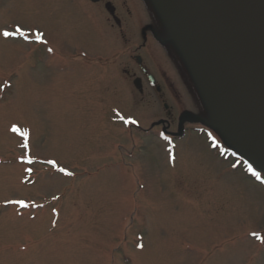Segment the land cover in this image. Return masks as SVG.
Listing matches in <instances>:
<instances>
[{
    "label": "rangeland",
    "instance_id": "rangeland-1",
    "mask_svg": "<svg viewBox=\"0 0 264 264\" xmlns=\"http://www.w3.org/2000/svg\"><path fill=\"white\" fill-rule=\"evenodd\" d=\"M114 1L127 44L100 3L0 0V264H264V181L213 132L145 134L163 101L175 120L207 106L177 49L143 32L162 26L152 1ZM116 48L161 98L132 61L97 63Z\"/></svg>",
    "mask_w": 264,
    "mask_h": 264
},
{
    "label": "water",
    "instance_id": "water-1",
    "mask_svg": "<svg viewBox=\"0 0 264 264\" xmlns=\"http://www.w3.org/2000/svg\"><path fill=\"white\" fill-rule=\"evenodd\" d=\"M152 1L212 109L214 126L264 172V0Z\"/></svg>",
    "mask_w": 264,
    "mask_h": 264
},
{
    "label": "flooded vegetation",
    "instance_id": "flooded-vegetation-1",
    "mask_svg": "<svg viewBox=\"0 0 264 264\" xmlns=\"http://www.w3.org/2000/svg\"><path fill=\"white\" fill-rule=\"evenodd\" d=\"M85 1L87 3L89 2L91 4H95V3L99 4L100 3L103 6V8L105 9V13L108 15L109 19L112 20L113 24L116 25L120 29L121 35H122V39L124 38V44H127L128 40H127L124 32L122 31L123 23L121 22L120 14H119V11H118V6L115 4V1L114 0H98L95 3H93L90 0H85ZM99 8H101V6ZM162 26L164 27L163 24H162ZM162 26H161L160 23L148 22V24L145 26V30L146 29H151L150 33H151V35L154 38L153 41L156 44L160 45L161 47H164L166 44L173 45L169 41V36L167 34L168 32L166 31V28L164 27V29H162L163 28ZM133 52L134 51H132V48H130V50L128 48V53H127L128 55H125L126 52L124 50H122V49H119V48H116L115 50L111 49V53L103 52L100 55H98V56H101L100 57L101 59L97 58L95 60H97L98 64H100L102 61H104L105 64L103 66H105V67H107L108 63H111L112 65L118 64L119 70L123 71L126 74H128L129 73L128 68H125V65L120 64L121 59L125 58L127 60L132 61L134 64H136L138 66V68L140 69V72H141L142 76L148 80L147 74L149 72L147 71V69H146L144 63L142 62V59L139 57V55L137 53L135 54ZM166 54L168 55V51L166 52ZM169 61H171V63H173V58H169ZM132 75H133L134 78L136 77V75H134V73ZM143 79H141V80H143ZM149 84L151 85V87L154 90H156V93H158V96H160V98H161L162 97V93L160 92V90L156 89V86H158V83L156 82V80H155L154 83L149 82ZM191 88H193V87L191 86ZM140 92L142 93L141 90H140ZM164 104H165V102L163 101L162 102V106L165 109L164 117L159 119V120H157V121H155V122H152V126L161 127L163 132H165L167 134L169 132L171 135H174V137H176L177 134H178V131H172V129H171V131L168 130V129L171 128L173 123H175V125L177 127V130H180V128H181V126L183 124L185 126L186 125H191L192 119H189V121L188 120H186V121L183 120L182 121V119H181L182 114L180 115V114L177 113V115L175 117L176 120H175L174 119V115L175 114L172 111V109L169 108L168 106H167V108L164 107ZM178 115H180V116L178 117Z\"/></svg>",
    "mask_w": 264,
    "mask_h": 264
},
{
    "label": "snow or ice",
    "instance_id": "snow-or-ice-1",
    "mask_svg": "<svg viewBox=\"0 0 264 264\" xmlns=\"http://www.w3.org/2000/svg\"><path fill=\"white\" fill-rule=\"evenodd\" d=\"M17 31L19 32L20 30L17 29ZM3 34H4L5 36L9 35V33H7V32H5V33H3ZM37 39H40V37L37 36ZM13 131H18V129L14 126V127H13ZM25 135H26V134H25ZM25 147H27V145H25ZM49 163L52 165V167H54V168L57 167V165H56V163H55L54 161H49ZM57 170L60 171V172H64L66 175H71V173L67 172V171H66L65 169H63V168H57ZM19 203L23 205V201H19Z\"/></svg>",
    "mask_w": 264,
    "mask_h": 264
},
{
    "label": "bare ground",
    "instance_id": "bare-ground-1",
    "mask_svg": "<svg viewBox=\"0 0 264 264\" xmlns=\"http://www.w3.org/2000/svg\"><path fill=\"white\" fill-rule=\"evenodd\" d=\"M162 141V140H161Z\"/></svg>",
    "mask_w": 264,
    "mask_h": 264
}]
</instances>
